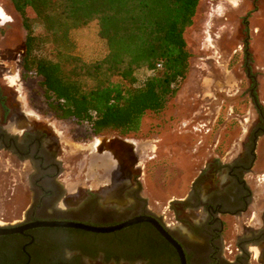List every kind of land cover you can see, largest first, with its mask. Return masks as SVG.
<instances>
[{
	"label": "flooded vegetation",
	"instance_id": "1",
	"mask_svg": "<svg viewBox=\"0 0 264 264\" xmlns=\"http://www.w3.org/2000/svg\"><path fill=\"white\" fill-rule=\"evenodd\" d=\"M3 16L0 23L9 21ZM246 75L256 112L251 129L238 149L207 157L183 194L169 202L172 217L158 215L143 195L145 166L134 139L115 136L98 151L101 141L93 138L86 144L88 155L104 162L88 163L77 174L66 172L67 145L54 126L27 110L22 95L10 101L0 91V160L9 165L8 171L2 169L9 192L1 207L6 201L24 202L22 209L14 207L18 213L9 221L0 214V264H182L151 223L121 227L142 218L157 223L180 246L185 264H264V212L257 219L251 211L264 112L249 68ZM38 223L120 228L96 233Z\"/></svg>",
	"mask_w": 264,
	"mask_h": 264
},
{
	"label": "rangeland",
	"instance_id": "2",
	"mask_svg": "<svg viewBox=\"0 0 264 264\" xmlns=\"http://www.w3.org/2000/svg\"><path fill=\"white\" fill-rule=\"evenodd\" d=\"M0 11L9 19L0 23V91L10 101L22 95L27 110L37 114L46 126H54L62 136L63 146L67 145L63 158L66 172L77 174L88 163L102 164L103 158L88 155L90 148L86 144L97 138L101 151L118 135L107 132L88 140L83 125L58 121L43 111L38 80L21 79L25 39L21 18L8 0H0ZM71 38L74 55L85 63L96 62L107 52L96 22L73 31ZM185 38L191 58L181 89L164 111L147 113L140 131L126 137L135 140L134 148L145 166L143 195L164 217H172L169 202L183 194V186L210 154L238 149L245 140L244 132L251 129L256 117L247 68L256 79L254 94L264 112V0H201ZM146 75L145 71L137 72L140 80ZM256 157L251 211L260 219L264 212V136L258 140ZM2 169L8 171L9 165L0 160V200L6 199L8 194H3L9 192L7 173ZM22 201H6L4 208L0 202L5 221L15 218L23 208Z\"/></svg>",
	"mask_w": 264,
	"mask_h": 264
},
{
	"label": "trees",
	"instance_id": "3",
	"mask_svg": "<svg viewBox=\"0 0 264 264\" xmlns=\"http://www.w3.org/2000/svg\"><path fill=\"white\" fill-rule=\"evenodd\" d=\"M25 31L21 79H37L43 111L83 125L89 140L140 131L181 89L185 34L201 0H8ZM96 22L105 56L85 63L71 33ZM145 71L140 80L137 72Z\"/></svg>",
	"mask_w": 264,
	"mask_h": 264
},
{
	"label": "water",
	"instance_id": "4",
	"mask_svg": "<svg viewBox=\"0 0 264 264\" xmlns=\"http://www.w3.org/2000/svg\"><path fill=\"white\" fill-rule=\"evenodd\" d=\"M147 221L149 223H151L158 231L159 233L166 239L167 242H169L177 251L179 258L182 262V264H185V259H184V254L180 248V246L173 241L168 234L163 230V228H161L157 223H155L154 221L148 219V218H142V219H137V220H133L130 221L128 223H125L124 225H122L121 227H126L129 225L134 224L135 222L138 221ZM36 226H47V227H70V228H78V229H82V230H86V231H91V232H96V233H106V232H111L117 228H94V227H89V226H84V225H80V224H74V223H38Z\"/></svg>",
	"mask_w": 264,
	"mask_h": 264
},
{
	"label": "snow or ice",
	"instance_id": "5",
	"mask_svg": "<svg viewBox=\"0 0 264 264\" xmlns=\"http://www.w3.org/2000/svg\"><path fill=\"white\" fill-rule=\"evenodd\" d=\"M0 18H5V17L3 16V13H0Z\"/></svg>",
	"mask_w": 264,
	"mask_h": 264
},
{
	"label": "bare ground",
	"instance_id": "6",
	"mask_svg": "<svg viewBox=\"0 0 264 264\" xmlns=\"http://www.w3.org/2000/svg\"><path fill=\"white\" fill-rule=\"evenodd\" d=\"M0 13H2L1 11H0ZM4 15V14H3Z\"/></svg>",
	"mask_w": 264,
	"mask_h": 264
}]
</instances>
